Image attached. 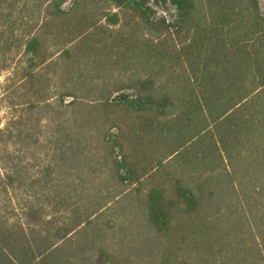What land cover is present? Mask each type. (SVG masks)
<instances>
[{
    "label": "trees",
    "instance_id": "16d2710c",
    "mask_svg": "<svg viewBox=\"0 0 264 264\" xmlns=\"http://www.w3.org/2000/svg\"><path fill=\"white\" fill-rule=\"evenodd\" d=\"M2 71L0 264H264L260 0H0Z\"/></svg>",
    "mask_w": 264,
    "mask_h": 264
},
{
    "label": "rangeland",
    "instance_id": "374dc122",
    "mask_svg": "<svg viewBox=\"0 0 264 264\" xmlns=\"http://www.w3.org/2000/svg\"><path fill=\"white\" fill-rule=\"evenodd\" d=\"M260 3L262 7L264 8V0H260ZM113 10H116V7L113 6ZM141 24V23H140ZM151 32H156L155 29H149ZM7 74V71H2L0 73V123L1 125L4 124V122L7 120V118L10 116V109L7 107V103L5 99H3L4 95V89L3 84L5 81V75ZM129 94L131 95V91H129ZM78 111V117H81V110L77 109ZM114 114V113H113ZM96 117V116H95ZM98 117V115H97ZM105 117V116H103ZM110 135V133H109ZM104 148V147H101ZM102 153L103 151L101 149ZM168 169H172V167H168ZM93 181H96L97 183L103 182V183H114L115 179L110 178L103 175H97ZM142 189L145 190L147 187H150L152 185V182L149 183V180H146L143 182ZM138 196L135 194H125L121 196L119 199V202L116 203V208H121L123 210L122 214L126 219L129 221V226L127 227L128 231L131 232V230L136 229L135 238L137 239L135 245H140V250L146 251L142 257L143 258H150L154 259L155 255L158 254L162 249V244L165 240H154L151 239L150 236H152V233L150 232V229L148 230V226H146V223L144 222L145 217L142 210V204L141 201H139ZM143 200V199H142ZM144 225V226H143ZM150 242L156 243L155 245H150ZM143 246H146L143 248ZM156 259V258H155Z\"/></svg>",
    "mask_w": 264,
    "mask_h": 264
}]
</instances>
